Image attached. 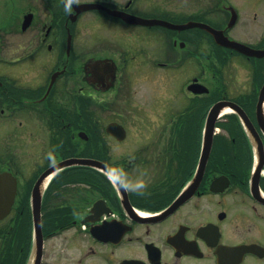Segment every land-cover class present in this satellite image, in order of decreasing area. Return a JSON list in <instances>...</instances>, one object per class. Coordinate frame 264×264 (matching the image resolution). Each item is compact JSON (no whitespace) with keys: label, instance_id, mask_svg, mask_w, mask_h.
Listing matches in <instances>:
<instances>
[{"label":"flooded vegetation","instance_id":"obj_1","mask_svg":"<svg viewBox=\"0 0 264 264\" xmlns=\"http://www.w3.org/2000/svg\"><path fill=\"white\" fill-rule=\"evenodd\" d=\"M0 264H264V0H0Z\"/></svg>","mask_w":264,"mask_h":264},{"label":"water","instance_id":"obj_2","mask_svg":"<svg viewBox=\"0 0 264 264\" xmlns=\"http://www.w3.org/2000/svg\"><path fill=\"white\" fill-rule=\"evenodd\" d=\"M75 6H77V8H76L77 11H81V10L92 8V7H102L100 4H97V3H82V4H75ZM29 18H30V15H27L26 19L28 21H29ZM213 34H214V36H217L216 33H213ZM42 177L38 179L34 188L38 187V184H40L39 182L42 183V180H41ZM32 197H34V199H32V209H33L34 213L35 212L37 213L38 209H39V201H38V199L35 200V192H33ZM36 227H37V225H36Z\"/></svg>","mask_w":264,"mask_h":264},{"label":"clouds","instance_id":"obj_3","mask_svg":"<svg viewBox=\"0 0 264 264\" xmlns=\"http://www.w3.org/2000/svg\"><path fill=\"white\" fill-rule=\"evenodd\" d=\"M136 187H137V189H142L145 187V184L143 181H141Z\"/></svg>","mask_w":264,"mask_h":264}]
</instances>
